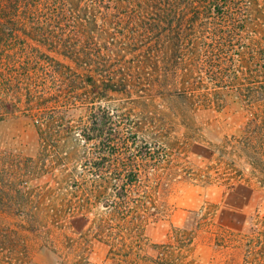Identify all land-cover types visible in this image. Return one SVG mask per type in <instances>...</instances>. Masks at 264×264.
I'll use <instances>...</instances> for the list:
<instances>
[{
    "label": "rangeland",
    "instance_id": "374dc122",
    "mask_svg": "<svg viewBox=\"0 0 264 264\" xmlns=\"http://www.w3.org/2000/svg\"><path fill=\"white\" fill-rule=\"evenodd\" d=\"M137 3L76 2L75 24L103 46L154 43L144 59L154 78L177 70L171 99L107 92L31 40L35 78L1 92L0 264H243L250 244L264 253V0L211 17L178 4L172 68L171 48L144 39L160 11Z\"/></svg>",
    "mask_w": 264,
    "mask_h": 264
},
{
    "label": "trees",
    "instance_id": "16d2710c",
    "mask_svg": "<svg viewBox=\"0 0 264 264\" xmlns=\"http://www.w3.org/2000/svg\"><path fill=\"white\" fill-rule=\"evenodd\" d=\"M84 1L0 0V70L3 69L0 73V95L3 90L24 88L26 79L35 78L36 74H32L28 68L35 63L39 65L41 58H38L36 52L39 49L31 44V40L63 55L77 67L91 70L95 73L92 75L93 83L101 84L107 88V92L130 93L131 86L139 91L153 87L164 91L168 95L167 98L171 99L176 94L177 70L172 68L175 66L172 57L177 36L178 4L189 6L191 11L197 10L199 6L204 8L206 17H211L214 13L224 15V6L239 0H89L91 3H107L118 9L121 6H140L137 2L150 3L153 8H158L160 11L157 14L158 19L147 27L144 39L154 37L158 47L171 48L169 59L172 62L164 63L166 68L172 69H166L164 79L162 76L154 78L149 75L148 69L151 64L144 59L143 47L151 48L154 43L146 44L147 41L135 37L128 40L114 38L112 41H105L107 46H103L104 41L98 40L99 36H95L93 28L85 27L82 30L77 28L80 25L75 22L80 23L81 20L78 19L79 13L73 6L76 2ZM83 21L97 27L96 21L90 20V17ZM128 55L132 57L128 58ZM6 56L11 60L6 62ZM156 64L155 67L159 68L158 61ZM16 74H19L18 84L13 83ZM151 81H158L161 84H152L153 82L149 84ZM36 93L40 92L35 90L33 96H36ZM254 255L256 257L251 260ZM243 264H264V253L255 251L250 244L245 250Z\"/></svg>",
    "mask_w": 264,
    "mask_h": 264
}]
</instances>
